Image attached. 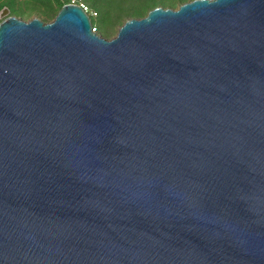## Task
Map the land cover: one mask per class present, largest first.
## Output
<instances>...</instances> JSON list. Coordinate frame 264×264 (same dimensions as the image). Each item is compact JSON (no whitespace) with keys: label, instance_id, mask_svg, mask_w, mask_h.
<instances>
[{"label":"water","instance_id":"obj_1","mask_svg":"<svg viewBox=\"0 0 264 264\" xmlns=\"http://www.w3.org/2000/svg\"><path fill=\"white\" fill-rule=\"evenodd\" d=\"M9 14L0 264H264V0Z\"/></svg>","mask_w":264,"mask_h":264},{"label":"trees","instance_id":"obj_2","mask_svg":"<svg viewBox=\"0 0 264 264\" xmlns=\"http://www.w3.org/2000/svg\"><path fill=\"white\" fill-rule=\"evenodd\" d=\"M19 1L20 0H0V16L4 9H8L10 11V16L26 20L29 15L38 12L40 15L46 16L47 20L45 21H48L53 17L55 18L61 8L65 6L64 2L54 0L57 6L52 13H44L36 9L32 13L12 12V8L14 9L15 4ZM190 1L193 0H78V4L86 6L90 18L96 19V21L91 22L97 31L99 30L97 20L105 22L106 25H110L111 28H108L106 32L102 34L99 33L100 30L98 32L102 37L107 39L110 37V30L114 29L117 25L123 24L125 20L131 18H144L151 10L158 7L176 9ZM1 21L2 19L0 18V23Z\"/></svg>","mask_w":264,"mask_h":264},{"label":"rangeland","instance_id":"obj_3","mask_svg":"<svg viewBox=\"0 0 264 264\" xmlns=\"http://www.w3.org/2000/svg\"><path fill=\"white\" fill-rule=\"evenodd\" d=\"M85 1H90V0H85ZM56 6H57V3L54 0H20L19 2H17L15 4V8L14 9L12 8V12L32 13L36 9L37 11H41V12H44V13H52ZM176 9H178V8H176ZM1 15H2V13H1ZM13 17H15V16H13ZM34 18H39L42 21H44L45 23H50V22L54 21V19H55L53 17L52 19H49L48 21H45V20H47L46 16L40 15L38 12H35V13L29 15V17L26 20H24V21H30V20H32ZM91 21L94 22V21H96V19L91 18ZM97 21H98L99 30H100V32H99V30H98V32L100 34L106 32L108 28H111L110 25H108V24L106 25L105 22H101L99 20H97ZM126 21L127 20H125L123 22V24ZM123 24L117 25V26L114 27V29L110 30L111 34H110V37L107 38V39L111 40V39L115 38L117 36V34H118V31H119L120 27Z\"/></svg>","mask_w":264,"mask_h":264},{"label":"built area","instance_id":"obj_4","mask_svg":"<svg viewBox=\"0 0 264 264\" xmlns=\"http://www.w3.org/2000/svg\"><path fill=\"white\" fill-rule=\"evenodd\" d=\"M60 1L64 2L65 5H79L88 14V8L86 6H84V5L78 4V0H60ZM92 31L94 33H98V31L94 27H93Z\"/></svg>","mask_w":264,"mask_h":264}]
</instances>
